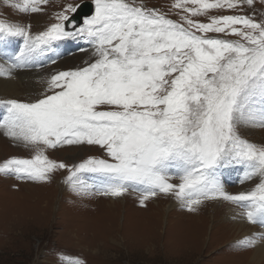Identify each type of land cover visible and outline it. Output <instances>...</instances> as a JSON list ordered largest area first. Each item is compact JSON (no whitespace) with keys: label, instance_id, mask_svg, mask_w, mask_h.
<instances>
[{"label":"snow or ice","instance_id":"1","mask_svg":"<svg viewBox=\"0 0 264 264\" xmlns=\"http://www.w3.org/2000/svg\"><path fill=\"white\" fill-rule=\"evenodd\" d=\"M257 2L264 5L175 0L168 10L178 16L174 20L136 0H92L93 12L82 21L83 4L67 3L38 34L0 18V39L23 40L10 60L0 51V77L32 66L67 38H86L92 47L85 66L51 75L34 101L0 99L3 136L34 153L5 158L0 175L43 184L66 171L64 183L78 196L133 194L140 207L161 195L188 212L222 200L241 210L238 218L264 229V144L245 138L247 128H264V12L254 18ZM3 3L19 14H37L49 0ZM66 146L101 156L69 166L46 155ZM226 166L245 169L240 183L258 182L229 194L218 177ZM255 244V238L240 241L245 248Z\"/></svg>","mask_w":264,"mask_h":264},{"label":"rangeland","instance_id":"2","mask_svg":"<svg viewBox=\"0 0 264 264\" xmlns=\"http://www.w3.org/2000/svg\"><path fill=\"white\" fill-rule=\"evenodd\" d=\"M88 1L92 2L49 0L47 5L41 6L44 9L41 13L19 14L0 0V18L7 17L30 26L31 33L38 34L55 22L52 17L62 10L63 4ZM174 2L136 0L138 4L155 7L177 20L174 12H168ZM256 9L254 18L259 21L264 5L257 2ZM212 14L233 13L214 10ZM247 14L252 15L251 10H247ZM197 19L207 22L205 17ZM75 38L79 49L60 57L55 63L49 62L42 68L36 65L34 69H17L11 77H0V99L34 101L46 88L51 75L85 66L92 59V47L86 38ZM22 46V38L0 41V51L7 52L9 60ZM59 47L64 49V45ZM4 58L0 56V63ZM7 79H11L10 82ZM4 83L12 85L3 87ZM4 112L0 106V119ZM245 138L258 145L264 144V128L258 125L247 128ZM33 154L8 140L0 131V163L5 158H31ZM46 155L71 166L89 156H101V153L87 147L66 146L50 149ZM244 172L234 166L222 169L226 192L239 194L255 186L258 178L239 182ZM66 176V171H59L53 174L50 182L35 184L0 175V264H67V261L75 260L85 264H264V248L259 250V246H264V240L259 238L264 229L250 223L241 231L221 226L223 222L231 225L238 218L237 213L241 210L233 204L222 200L218 203L208 201L198 211L188 212L174 197L163 195L149 200L146 207H140L133 194L124 196V204L112 203L107 197L76 195L64 183ZM83 178L88 182L92 177L84 174ZM168 204L173 205V210L165 215L163 208ZM230 210L235 213L234 218L229 217ZM196 222L202 224L196 228L197 235L193 234L195 241L190 242L183 230L188 224L197 226ZM210 224L214 230L211 237L207 233ZM245 238H255V246L241 247L240 241Z\"/></svg>","mask_w":264,"mask_h":264},{"label":"bare ground","instance_id":"3","mask_svg":"<svg viewBox=\"0 0 264 264\" xmlns=\"http://www.w3.org/2000/svg\"><path fill=\"white\" fill-rule=\"evenodd\" d=\"M11 79H7V82H10ZM3 87H8L9 85L11 86L12 84L10 83H4L2 84ZM229 194H233L235 195L234 192H229ZM111 200L112 203H120V204H124L125 198L123 197H119V198H109ZM218 203V201L216 202ZM154 205L158 206V203H154ZM116 207V206H115ZM218 209V208H217ZM173 210V205L172 204H168L167 206L165 205V207L163 208V211L165 213V215H169V213H171V211ZM226 211H228L226 209ZM235 213L233 211H229V217L230 218H234ZM166 221V219H164ZM216 223V222H215ZM202 223L196 222L197 226H192L191 224H188L184 227L185 232H187L186 240H189L190 242H194L195 240H193V234L195 233L197 235L198 230L196 231V228L198 227V225L200 226ZM247 225V226H246ZM211 226V227H210ZM210 226H208L207 228V233H209V237H211L213 235V224H210ZM218 226V225H215ZM221 226L226 227V229H230L231 227L236 230H242L243 228L247 227L248 228V222L246 220L240 219V218H236L233 220L232 224L229 225L226 222H223V224H221ZM200 233L202 235V229L200 230ZM259 250H262L264 248V246H259Z\"/></svg>","mask_w":264,"mask_h":264},{"label":"water","instance_id":"4","mask_svg":"<svg viewBox=\"0 0 264 264\" xmlns=\"http://www.w3.org/2000/svg\"><path fill=\"white\" fill-rule=\"evenodd\" d=\"M78 17H82V14H78Z\"/></svg>","mask_w":264,"mask_h":264}]
</instances>
